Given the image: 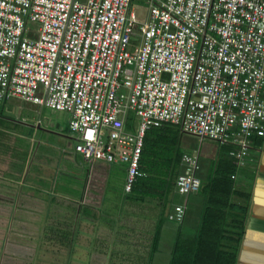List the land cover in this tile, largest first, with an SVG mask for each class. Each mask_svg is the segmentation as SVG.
Here are the masks:
<instances>
[{
  "label": "built area",
  "instance_id": "1",
  "mask_svg": "<svg viewBox=\"0 0 264 264\" xmlns=\"http://www.w3.org/2000/svg\"><path fill=\"white\" fill-rule=\"evenodd\" d=\"M147 2L142 21L133 0H0V110L16 98L66 112L75 151L125 164L128 194L154 128L234 146L239 165L264 137V0ZM199 170L184 154L176 192H199Z\"/></svg>",
  "mask_w": 264,
  "mask_h": 264
},
{
  "label": "rangeland",
  "instance_id": "2",
  "mask_svg": "<svg viewBox=\"0 0 264 264\" xmlns=\"http://www.w3.org/2000/svg\"><path fill=\"white\" fill-rule=\"evenodd\" d=\"M132 7L140 20L145 21L149 8L147 0H133ZM2 117L0 138L9 145L5 147L7 150L3 153L11 162L21 163V166L13 167L16 165L14 164L6 167L9 178L15 180L16 171L26 164L27 158L21 156L22 150L30 149L32 155L29 156L27 165L31 166V175L28 173V177H35L42 164L45 168L50 162L58 163L61 172L57 175L56 183L58 182V188L62 190L65 187L70 201L74 197L76 201L82 200L83 187L90 172L96 171L91 177L95 179L98 176L97 172L101 174L104 171V174L99 176L106 180L103 195L97 197L100 204L97 206L89 203L97 207L80 209L89 217L96 215V221L79 222L77 217L71 222L68 220L69 214L60 218L71 222L69 223L71 230L66 229L67 225L62 226L63 223L53 221L58 217L57 211L63 208V212L67 213L69 210L66 211V206L51 205L45 195H40V213L25 214L24 210H19L17 207L23 205L24 200L20 195L24 190L13 182L14 187L18 189H14L11 198L0 197V201L6 203L0 204V264H170L177 225L170 222L168 216L175 206H182L185 203L184 195L171 193L165 200L161 196L155 199L148 197L143 202L141 199L134 200L125 192L127 180L125 164L105 162L88 164L83 156L74 152L76 138L70 133V116L66 112L55 111L45 106H33L14 98L7 101ZM25 117L28 121H23ZM23 122L33 127L20 125ZM139 123V118L133 115V127L137 128ZM179 143L178 151L196 156L203 149L209 161L214 160L212 152L215 150L216 153L225 155L224 145L209 138L201 139L183 134ZM66 145L67 153L70 155L68 163L66 159H62L61 153ZM14 148H18V151ZM147 157L153 168H157L158 164L168 163L170 158L167 156L162 160L155 147L150 150ZM73 160L75 165L72 166ZM172 163L174 164V161ZM208 164L207 167V164L203 166V162H200L199 178H202L203 172L205 174L207 169L211 168L212 164L210 162ZM2 178L4 177L1 176ZM0 186L3 189L9 188L8 184L5 186L3 182H0ZM67 186L71 191L66 189ZM77 194L79 195L76 196ZM159 226H163L160 251L151 257L150 250L153 244L151 241ZM63 239L66 242L71 240V247L61 245L59 241Z\"/></svg>",
  "mask_w": 264,
  "mask_h": 264
},
{
  "label": "crops",
  "instance_id": "3",
  "mask_svg": "<svg viewBox=\"0 0 264 264\" xmlns=\"http://www.w3.org/2000/svg\"><path fill=\"white\" fill-rule=\"evenodd\" d=\"M22 101V100H21ZM24 102V101H22ZM7 103V102H6ZM6 103L0 110V119L3 117V111L4 107L6 106ZM26 104H30L33 106H39L34 105L31 103L24 102ZM44 107V106H41ZM48 108V107H47ZM23 121H28L27 117ZM20 125L24 127H33L26 123H20ZM193 137V136H192ZM76 143V139H74ZM9 146L8 142L2 140L0 138V182H3L5 186H9V188L3 189L2 186H0V197H8L11 198V193L14 192V189H18L14 187L12 184L13 182L16 183L17 187H22L24 190V193L21 196L23 198V205H18V209L24 210L25 214H38L40 213L39 209L41 210L40 204L41 203V196H44L48 199V201L51 203V205L59 206H66V211L63 212V208L58 212V217L56 219H53L54 223L67 225L66 229L71 230V223L72 221H75L77 217L79 222L82 221H96L97 219L94 216L89 217L86 215L87 213L82 212V207H97L100 202L97 200V197H100V194L103 192V186L105 178H102L101 176L103 173H98V176L95 177V179H92L93 173H89L88 181L86 182L85 186L83 187L84 192L82 195L81 201H76V198H72L70 201V197L68 193L65 191V187L62 190L61 188H58V182L56 183L57 175L59 172L60 165L58 163H49V166H46L43 168L42 166H39V171L36 172L35 177H28V173L31 171V166L27 165L29 164L28 159L29 156L32 155L30 152V149L22 150L21 156L26 157L24 166H22L21 169L16 171V178L13 180L12 178H9L7 176V166H13L17 167V165L21 166V163H14L10 160L6 159L4 155L5 147ZM67 147L66 145L62 150V159L67 160L68 163L70 160L69 153H67ZM16 151H18V148H14ZM25 149V148H24ZM202 149V148H201ZM74 152L76 154H79L75 151V145H74ZM211 153V152H210ZM204 154V155H203ZM81 155V154H79ZM206 153L203 152V149L200 150L196 156L199 159V164L202 161L203 166L204 164H207V167L209 166V162L212 164L210 169H207L206 173L202 175V178L200 177V180L202 182V187L199 192L190 194V195H184L185 196V203L182 204V206L185 208L186 214L184 222L177 225V231H176V240L177 237L180 236L183 240L191 241L196 239L195 237L200 232L202 225L204 223V213L206 209L208 208V204L206 201V188L208 187L210 180L215 176V172L213 171V166L220 161L223 157H231L230 153L225 152V155H222L221 153H216V150L212 152V156L214 160L208 159ZM82 156V155H81ZM62 160V161H63ZM84 161L88 164H94L96 162H88L84 159ZM72 166L75 165V160L71 161ZM215 163V164H214ZM108 164V163H107ZM47 165V164H45ZM119 165V164H118ZM201 170V167H200ZM209 170V171H208ZM198 172V176H199ZM31 175V173H30ZM101 175V176H99ZM1 176L4 178L1 179ZM235 181V193L232 197V200H230V203L232 206L228 209V214L231 215L229 219L231 220L232 217L234 219L238 218L243 220V229L241 232V238L237 246L234 245L233 237L225 236L224 234L221 236H218V241H222L223 243H226L230 245L232 249L237 247L236 252V261L235 264H264V137H260L255 135L251 140V147L248 152V155L246 159L244 160L243 164L237 166L236 173L233 176ZM93 180V181H92ZM7 183V184H6ZM49 185H46L48 184ZM57 186H55V184ZM67 190H70V188L67 186ZM76 189V187H75ZM82 189V188H81ZM6 192H5V191ZM30 190V191H29ZM98 190V191H97ZM71 191V190H70ZM126 192V191H125ZM173 193H176V189ZM128 194V193H127ZM179 194V193H178ZM77 194L76 196H78ZM103 195V194H102ZM181 195V194H180ZM95 198V200H92V198ZM100 200V198H99ZM40 201V202H38ZM90 204H96L97 206H92ZM0 204L5 205L6 203L3 201H0ZM79 207V208H78ZM82 210L80 211V209ZM43 211H41L42 213ZM65 214H69L68 220L71 222H66L60 219L61 217H65ZM171 222V221H170ZM59 226V225H58ZM65 228V227H64ZM163 228V227H162ZM217 239V238H216ZM215 239V240H216ZM237 239H235L236 241ZM153 242V239L151 243ZM221 242V243H222ZM174 246V245H173ZM173 246L171 249V254L173 250ZM160 251V250H159ZM172 256V255H171ZM148 262V260H147Z\"/></svg>",
  "mask_w": 264,
  "mask_h": 264
},
{
  "label": "trees",
  "instance_id": "4",
  "mask_svg": "<svg viewBox=\"0 0 264 264\" xmlns=\"http://www.w3.org/2000/svg\"><path fill=\"white\" fill-rule=\"evenodd\" d=\"M183 134L177 126L170 123L164 124L160 128H154L147 133L141 159L143 176L138 179L133 191L128 194L129 196L136 201L141 199V202L148 197L155 199L161 196L165 200L175 191L176 179L181 172V159L184 155L183 152L177 150ZM154 147L158 150L162 160L167 156L170 157L168 163L158 164L157 168H153L149 164L147 156ZM223 149L230 153L235 151L236 147L224 145ZM238 164L239 161L236 158L225 156L213 166L212 172H215V176L210 180L205 190L208 208L204 213L202 228L194 240L186 241L180 236L177 237L170 264H235L237 247L232 249L226 243L227 241L225 243L218 241V236L226 234V237H233L235 246L238 245L241 238L243 220L234 219V217L230 220L231 215L228 214V209L232 206L230 200L235 193L233 176ZM94 217L97 219L96 215ZM162 227L159 226L153 238L151 257L160 250ZM68 239L66 238V240ZM235 239L237 240L235 241ZM66 240L63 239L59 242L61 245L71 247V240H69L70 242H66Z\"/></svg>",
  "mask_w": 264,
  "mask_h": 264
}]
</instances>
